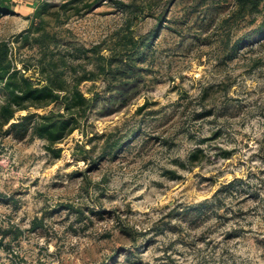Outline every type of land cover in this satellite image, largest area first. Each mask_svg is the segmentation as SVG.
<instances>
[{"label": "rangeland", "instance_id": "obj_1", "mask_svg": "<svg viewBox=\"0 0 264 264\" xmlns=\"http://www.w3.org/2000/svg\"><path fill=\"white\" fill-rule=\"evenodd\" d=\"M237 1H9L0 40L37 86L108 98L100 67L149 46L126 106L0 137V264H264V0Z\"/></svg>", "mask_w": 264, "mask_h": 264}, {"label": "trees", "instance_id": "obj_2", "mask_svg": "<svg viewBox=\"0 0 264 264\" xmlns=\"http://www.w3.org/2000/svg\"><path fill=\"white\" fill-rule=\"evenodd\" d=\"M9 1L0 0V18L12 12ZM237 2L240 11L251 13L258 10L262 0ZM262 33L264 25L253 30L251 35ZM244 37L237 41V46L246 40H243ZM147 46V42L142 41L131 52L114 56L103 64L100 71L105 74V81L108 82L105 92H110V96L104 98L100 92H96L92 98H87L79 87V81L70 88L59 82L58 78L49 76L45 79V85H35L11 59L8 42L0 40V89L5 96V101L0 106V137L13 133L22 139L28 134H35L46 138L53 145L80 129L102 99L117 100L120 106H126L138 94L143 72L138 63L144 60L143 48ZM51 105L52 109L44 114L29 111L30 108L38 110ZM25 110L28 111L27 114L15 119L17 112ZM11 121L14 122L4 128Z\"/></svg>", "mask_w": 264, "mask_h": 264}]
</instances>
